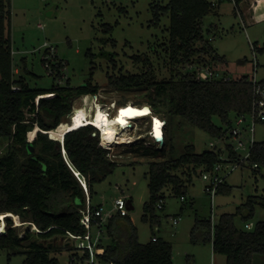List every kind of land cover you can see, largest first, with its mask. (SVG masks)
Returning a JSON list of instances; mask_svg holds the SVG:
<instances>
[{
  "label": "trees",
  "instance_id": "16d2710c",
  "mask_svg": "<svg viewBox=\"0 0 264 264\" xmlns=\"http://www.w3.org/2000/svg\"><path fill=\"white\" fill-rule=\"evenodd\" d=\"M220 1L223 0H216V5ZM239 2L235 0V12ZM216 5L211 0H168L164 5H152L153 26L159 23L162 15L169 16L165 50L170 65L211 67V63H225L224 56L217 54L210 39L203 35L202 19L213 13ZM9 8L10 0H0V138L11 137L21 144L25 158L18 162L13 150L0 156V216L15 213L20 220L28 221V225L24 236H18L12 217L3 218L6 225L1 222L2 228L6 226V230L0 231V249L8 250V259L12 255H24L21 264H60L56 256H49V252L61 247L72 251L69 243H43L34 236L46 239L57 234L64 237L66 231L84 233L79 221V209L85 202L84 189L73 171L78 172L85 182L90 198L95 193V184L111 174L118 163L106 156L111 148L100 143L99 131L93 125L68 130L64 134L62 129L59 130L71 107V114H75L85 109L86 102L93 103L94 94L100 87L91 82L93 67L88 80L77 86H70L67 81L66 86L52 83L44 90L31 88L22 78H13ZM211 28L214 30L215 26ZM262 49L257 48L258 51ZM138 78V75H107V83L115 90L144 83L153 107L159 108L161 101L169 116H180L218 139L228 137L230 115H241L250 110L252 84L248 75L198 79L195 71L189 69L160 80L152 73L143 80ZM46 93L48 95L44 96ZM213 115H218L224 126L214 124ZM28 142L33 147L32 152L27 149ZM144 148L154 155L159 152V149ZM226 148L230 157H236L230 144ZM218 155V149L197 153L192 144H187L184 152L176 158L150 161L149 196L143 204L140 219L157 220L155 207L162 200L164 189L170 187L173 195L183 197L194 172L210 168L218 161ZM247 160L250 166L257 165L251 166L254 172L263 168L261 174L264 177V141H254ZM179 169L181 172L178 173ZM230 191L231 186L225 181L219 185L217 194ZM255 205L264 207V196L248 195L234 213H221L213 225L210 218L196 219L190 240L195 242L194 230L204 226L207 231L202 241L210 242L214 253L224 255L225 264H252L254 254H264V219L247 229L238 228L234 216L238 215L242 221L250 220ZM32 225L37 231L30 230ZM105 233L110 238V243L104 245L102 257L105 260L114 264H172L171 243L154 234L155 240L152 235L149 241L139 242L136 228L127 215H111L105 223Z\"/></svg>",
  "mask_w": 264,
  "mask_h": 264
},
{
  "label": "rangeland",
  "instance_id": "374dc122",
  "mask_svg": "<svg viewBox=\"0 0 264 264\" xmlns=\"http://www.w3.org/2000/svg\"><path fill=\"white\" fill-rule=\"evenodd\" d=\"M168 0H10L11 19V56L13 78H22L31 88L47 90L52 85L41 62L42 44L48 42L57 48V54L67 62V74L70 86L83 84L91 75V82L99 87L97 97L91 106H104L111 103L116 107L120 103L132 102L141 107L150 106L149 116L138 117L130 121L128 131L131 138L139 139L126 142L115 147L110 146L106 156L118 163L114 171L95 184V193L90 197L92 205H102L104 213L114 212V200L118 197L131 200L132 208L127 216L137 231V239L144 243L154 234L172 245V264H225V256L213 254L210 242H203L202 237L207 229L198 226L190 240V231L196 219H209L211 215L210 198L204 192L205 182L200 173L194 172L192 182L188 185L185 195H173L170 187L163 191V208L155 207L157 220L142 221L143 204L148 200V163L178 157L184 152L187 144L194 146L195 152L215 149L228 156L227 144L232 143L229 137L215 138L204 130L190 124L180 116H169L165 112V104L160 101L159 108L150 104L147 88L144 83L130 84L124 90H115L107 83V75H138L145 79L149 73L156 79H165L176 72L189 70L188 64L170 65L166 46L168 41L169 16L164 14L159 23H151L152 5H164ZM233 4L226 1L219 18L221 27L212 29L216 16H204L203 35L210 39V44L217 54L224 56V64L211 63V68L230 78L242 75L252 76L253 54L251 43L263 47L256 51L258 66L257 79L264 78V19L250 26H241L240 20L231 13ZM214 25V24H213ZM194 65V64H193ZM213 66V67H212ZM148 73V74H146ZM48 93L44 94L47 96ZM113 100V101H112ZM80 101V100H77ZM74 102V100H73ZM137 103V104H136ZM90 102H86L85 108ZM73 105V103H72ZM73 109V107H72ZM70 112L63 117L68 121ZM72 121H74V114ZM142 116V115H141ZM154 119L162 128V136L157 139L151 132ZM212 122L224 126L218 115L212 116ZM234 119V115H230ZM115 127L116 123L111 122ZM115 125V126H114ZM117 126H121L117 123ZM63 124L59 130L63 129ZM114 131L116 128H112ZM146 134V135H145ZM50 136V132L48 133ZM100 137V134H99ZM254 141H264V123L254 126ZM144 147L159 149L154 155ZM246 148V146H245ZM13 150L17 153L18 162L25 155L21 152V144L11 137L0 138V156ZM242 154L246 149L240 151ZM250 164L245 163L226 176V184L231 186L227 194H217L213 201L212 225L221 213H234L236 207L244 202L248 195L264 192L263 168L254 172ZM182 169V168H181ZM179 169L177 172H181ZM199 172V171H198ZM85 202L86 193L84 190ZM182 197V198H181ZM84 202V204H85ZM5 215V216H4ZM0 216V227L6 225L3 218L11 216L12 225L16 227L18 236H24L28 221L20 220L15 213ZM178 218L177 224L172 219ZM264 219V207L255 205L254 215L248 221L234 216L238 228L244 224ZM2 222V223H1ZM251 226V227H252ZM6 226L3 228L4 232ZM30 230L37 231L30 226ZM43 243L55 241L63 245L69 243L73 250L77 241L65 239L60 234L41 239ZM100 244L108 245L109 236L104 232L100 235ZM70 250L61 247L52 249L49 256H56L60 264H67ZM8 250L0 249V264H21L24 255H12L8 259Z\"/></svg>",
  "mask_w": 264,
  "mask_h": 264
},
{
  "label": "built area",
  "instance_id": "2783aa9c",
  "mask_svg": "<svg viewBox=\"0 0 264 264\" xmlns=\"http://www.w3.org/2000/svg\"><path fill=\"white\" fill-rule=\"evenodd\" d=\"M233 5L235 0H229ZM213 5H216V0H211ZM251 49L253 54V73L249 77V81L252 84V100L250 105V110L241 115H234V119H230V125L227 131L228 137L231 139L230 143L232 149L236 152V157L228 156L224 157L222 152L219 151L218 161L214 163L210 168L202 169L200 171V176L205 182L204 192L210 198L211 215L210 220H212L213 211V201L217 193L219 185L223 184L226 180V176L239 166H243L248 162V156L250 150L254 143V126L256 123H264V78L257 79L256 77V67L258 66L255 52L257 47L255 44L251 43ZM42 56L41 62L43 68L45 69L48 77L52 79V82L56 86H66L69 77L67 74V62L58 56L56 46L44 42L42 44ZM190 70L195 71L196 78L198 79H227L226 75L220 74L209 65H191ZM17 89L16 86L12 87ZM96 95V94H94ZM43 96V95H42ZM73 103V102H72ZM73 109L71 107L70 114L68 116V121H63L65 125L72 121ZM70 130L69 127L66 131ZM99 131V130H98ZM50 132V131H49ZM152 132V129H151ZM153 133V132H152ZM100 143L104 147H109L102 141L101 133ZM246 146V148H245ZM246 149V152L242 154L240 151ZM252 167H257L256 164H252ZM75 176L78 178L83 189L86 193V202L82 208L79 209L81 214L80 223L84 227L85 232L82 234H76L66 231L65 239L72 241H77L74 250L72 249L70 256L68 257L67 264H114L111 260H105L102 256L104 254V246L100 244V235L105 231V223L113 214H118L120 216L127 215V200L125 198L118 197L114 200V212L104 213L102 205H92L88 196L87 188L85 182L79 177L78 172L73 171ZM156 207L163 208L162 200H159ZM178 218L172 219V224H177ZM212 224V222H211ZM251 222L245 223L244 227L251 228ZM37 230V229H36ZM152 239L155 240L156 237L153 235Z\"/></svg>",
  "mask_w": 264,
  "mask_h": 264
},
{
  "label": "bare ground",
  "instance_id": "6f19581e",
  "mask_svg": "<svg viewBox=\"0 0 264 264\" xmlns=\"http://www.w3.org/2000/svg\"><path fill=\"white\" fill-rule=\"evenodd\" d=\"M93 98L97 99L96 96ZM110 104L111 103H106L104 106H91L92 103H90L89 107L85 108L80 113L74 114V121H71L67 125L62 123L64 126L62 134L66 132L67 127L71 130L84 124H91L99 129L102 141L106 145H110L112 147L126 143L128 140V142H130L139 139L140 136L131 138L133 134L128 131L129 126L127 125H130V121L134 118L149 116L151 112L150 106L143 104L141 107H137L133 105L132 102H126L118 107ZM111 122H115L116 126H111ZM117 123H120L121 125L119 128L117 127ZM153 124L155 127H159V122H157L156 119H154ZM116 127L117 130L114 131L112 128ZM9 217L11 216L9 215ZM0 231H3V228L0 227Z\"/></svg>",
  "mask_w": 264,
  "mask_h": 264
},
{
  "label": "crops",
  "instance_id": "0c3cea01",
  "mask_svg": "<svg viewBox=\"0 0 264 264\" xmlns=\"http://www.w3.org/2000/svg\"><path fill=\"white\" fill-rule=\"evenodd\" d=\"M225 2L226 0L220 1L216 5L215 11L213 13H210L216 16L215 22L212 23V25L214 24L216 30H218L219 27L222 28V26L219 25V23H221L219 21V18H221L222 16L221 13L223 10L221 9V7ZM231 13L235 17L238 16L241 26L244 25V27L250 26L257 22H261L264 19V0H240L236 12L234 11L233 5ZM254 44H256V42ZM117 127L119 128L120 126ZM257 195L264 196V192ZM213 254L216 255L217 253L213 252ZM252 264H264V254H254L252 257Z\"/></svg>",
  "mask_w": 264,
  "mask_h": 264
},
{
  "label": "water",
  "instance_id": "95a60500",
  "mask_svg": "<svg viewBox=\"0 0 264 264\" xmlns=\"http://www.w3.org/2000/svg\"><path fill=\"white\" fill-rule=\"evenodd\" d=\"M151 129H152V132L155 135V137L157 139H160L161 136H162V128L155 127V125L152 123ZM27 149H28L29 152H32L33 151V147H32V145H31L30 142L27 143ZM62 151H63V147H62ZM127 207H128V209L132 208V205H131V201L130 200H127ZM7 217H9V216H7ZM7 217H5V218H7Z\"/></svg>",
  "mask_w": 264,
  "mask_h": 264
},
{
  "label": "clouds",
  "instance_id": "9594fccd",
  "mask_svg": "<svg viewBox=\"0 0 264 264\" xmlns=\"http://www.w3.org/2000/svg\"><path fill=\"white\" fill-rule=\"evenodd\" d=\"M99 130V129H98Z\"/></svg>",
  "mask_w": 264,
  "mask_h": 264
}]
</instances>
